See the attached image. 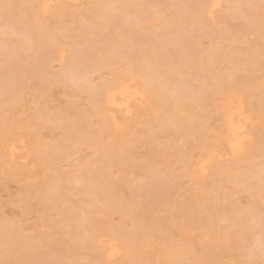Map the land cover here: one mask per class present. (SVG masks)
<instances>
[{"label": "rangeland", "instance_id": "374dc122", "mask_svg": "<svg viewBox=\"0 0 264 264\" xmlns=\"http://www.w3.org/2000/svg\"><path fill=\"white\" fill-rule=\"evenodd\" d=\"M92 1L48 0L41 20L46 31L57 32L60 38L57 48L51 51L42 49L29 31L18 30L24 24L18 23L14 28L0 17V135L9 133L8 138L0 136V154L4 158L0 164V225L13 223L15 234L26 239L54 237L60 235L59 229L68 228L60 220L58 211L47 208L39 199V193L46 188L44 179L50 177V165L55 159L58 173L53 178L61 185H74L75 190L70 192L77 194L74 198L82 197V180L76 175L93 163L99 154L87 143L76 141L73 130L66 132L68 126L65 130L63 125L73 123L80 113L92 114L95 108L93 91L102 83L124 82L135 88L139 96L130 102L129 113L105 105L104 113L114 129L111 128L101 138L102 151L113 153L108 170L109 183L104 189L115 207L111 218L107 219L110 224L117 226L124 220V227L128 229L131 220L126 219L124 213L132 211L135 214L146 209L149 219H167L166 227L176 232V214H187L197 221L184 234V239L194 247L195 264H207L200 250L210 244L215 245L218 263L231 262L230 256L235 254V264H264V183L259 185L254 178L256 176L250 172L264 167V69L260 64L264 63V54L261 55L264 30L261 33L253 26L255 23L264 25V0H216L213 12L205 14L203 30H193L189 26L186 46L168 48L161 45L173 35L169 32L162 36L156 32L164 27L178 29L182 21L178 25H169L171 16L181 8L180 13H184L185 8L195 5L196 0H131L134 4H145L146 8L140 14L141 22L132 28L131 37L123 38L134 51L140 43L151 48L157 60L153 68L159 75L157 85L160 82L164 84L162 88L167 93L172 91L191 96L185 101L183 114L188 115L192 105L198 106L196 111L205 114L204 126L210 142L214 143L218 132L224 133V120L209 99L198 98L208 90L203 84V75L209 77L211 83L213 76L222 77L226 83L235 82V88L226 89V96L234 103L240 102L244 113L250 117L246 126L249 138L244 140V149L238 156H232L223 142L204 151L199 145V131L184 133L181 128L159 119L166 114V109L153 107L150 92L139 82V62L131 57L128 48L117 47L122 40L120 29H127L135 13L118 10L113 22L104 19V23L97 27L90 23L81 25L79 20L88 13L86 11L90 10ZM112 1L115 6H121L122 0ZM201 1L211 4L213 0ZM173 2L178 8L172 5ZM63 6L73 10L74 19L58 17L60 12H69ZM250 11L258 16L250 17ZM226 25L229 30L224 34L222 29ZM101 34H105L107 39L99 41ZM249 56H254L258 62L247 64ZM185 59L194 60L196 67L192 70L184 67L172 81L168 80L164 65L171 61L182 65ZM42 64L45 68L40 71ZM86 64H91V67H86ZM72 68L88 72L87 84L93 90L82 89L75 84L77 80L74 82L68 75ZM251 73L255 78L247 81L246 77ZM242 78L244 82L240 84ZM215 103L220 106L221 101L216 100ZM97 126L98 119L92 116L89 131ZM11 144L17 148L13 157L9 156ZM36 150L41 157L36 156ZM209 154L214 157L205 173L200 174L197 163ZM181 159L191 168L190 175L183 174L184 162ZM239 173L245 180L242 183H236L233 178ZM69 177L70 180H66ZM54 191L59 195L65 192L64 189ZM201 192L210 193L215 206L213 212L188 209L194 194ZM95 200L101 204L100 199ZM59 206L68 207L69 203H59ZM214 215L221 218V230L216 238L211 237L212 226L207 222ZM246 216H249L248 220ZM100 218L106 219L102 215ZM161 233L167 234L168 230ZM89 234L88 229H81V235ZM62 236L66 240L67 236ZM177 243V240L162 243L163 254L179 259L171 264H190V258L184 251L176 252ZM96 244L103 249L106 246L116 249L114 256L104 260L106 264H131L113 235L101 234ZM53 247L55 253L50 256L39 254L32 261L36 264L91 262L93 251L82 245L76 246L77 253L72 252L74 246L66 241ZM4 248L0 243V253ZM258 250L260 252L257 253ZM145 254L144 261L138 264H160L153 252L146 251ZM14 256L19 260L17 264L29 262H26L22 250L15 251ZM1 264L16 263L9 258L3 259Z\"/></svg>", "mask_w": 264, "mask_h": 264}, {"label": "bare ground", "instance_id": "6f19581e", "mask_svg": "<svg viewBox=\"0 0 264 264\" xmlns=\"http://www.w3.org/2000/svg\"><path fill=\"white\" fill-rule=\"evenodd\" d=\"M43 1L42 0H0V17H2L6 21L5 24H7L8 26H14V28H17L16 25L18 23L24 24V27L22 26V28L18 30H21V32L27 31L26 33H28L29 31L32 37L34 38L35 42L39 46H41L42 49L43 47L45 49L49 48L51 51V49L57 48L58 44L60 43V38L57 32H48L44 28V24L41 20V15L43 12H45L46 6L48 5L47 4L48 0H46L45 2ZM141 1L142 0H139V2ZM90 3H91L89 7L90 10L88 9L89 11H86L88 13L85 14L82 13L83 14L82 20L78 19L81 25L83 23H90V25L97 27L101 25V23H104V19H107L109 22H113L115 16L118 13L117 12L118 10L122 13L123 12L135 13L134 19L130 21L127 29L126 30L123 29L124 27L120 29L119 36H121L122 40L119 41L117 47L119 49L128 48V52L132 53L131 57L135 58L139 62V68L137 70V73L140 76L139 82L144 88H146L150 92L153 98V102H152L153 107L155 109L157 108L166 109V114L165 115L162 114L159 117V119L166 121V123L170 125H175L181 128L182 130H184V133H189L193 130H196V132L199 131V136H200L199 145L202 147L204 151L208 150V148L214 144L219 145L223 142L228 146L232 156H238L244 149V145H243L244 140L249 138L248 133L246 132V126L247 123L250 121V117L248 114L244 113L243 107L240 102L234 103L231 99H229L226 96V89L235 88L236 87L235 82H233L234 84L231 81L230 83H226L225 79H223L222 77L219 78L213 76L212 77L213 82L211 83L209 81V77L207 78L205 75H203L204 77L202 76L203 84L206 85L208 90L207 93L205 92L203 94H199L198 98L200 100L203 98L209 99L211 103H213L215 110L220 111L222 113L224 120V133L222 134L218 132V135L215 134L216 136L214 143L210 142L208 138L209 136L207 137L208 134H206L207 131L204 126L205 114L203 115L202 113L196 111L198 106L192 105L189 114L188 115L183 114V107L185 101H187V99H189L191 96L189 95L184 96L182 93L179 92L173 93L172 91L170 93H167L162 88L164 84L160 82V85H157V83L159 82V75L153 69L157 63V60H156V55H153L151 48L147 46V44L142 45L140 43L137 44L139 46L137 50L134 51L133 47L132 48L129 47L131 44L126 45L125 39L123 41L124 37H128V38L131 37L132 28L135 27V25L141 22V20L143 19L140 16V14L145 10L146 8L145 4L143 3L134 4L131 2V0H122L121 6H115L112 0H93ZM194 4L195 5H193L192 7L187 6L185 8V12L184 13L182 12L183 14L180 13L182 9L181 8L178 9L177 12H175L171 16V19L168 21L169 25L173 23L178 25L179 21H182V25L181 26L179 25L180 27L178 29L174 28L168 30L169 28L164 27L161 28V30L158 32L155 31L157 35L163 36L169 32L173 35L172 38L165 39L164 43L161 45L162 47L168 48V46L173 47L176 45L185 47L186 46L185 37L188 36L189 34L188 27L190 26L191 29L193 30L195 29L197 31H202L205 24L204 23L205 14L206 13L211 14L213 12V9L217 5V2L216 0H213L211 4L210 3L207 4L202 2L201 0H196V3ZM172 5L178 8L176 2L175 3L173 2ZM63 7L67 9L69 12H60L58 14V17L65 18L68 20L74 19L75 15L72 13L73 10L68 9L65 6ZM249 16L252 18H256L258 14L253 13V11H250ZM253 26L254 28H256V30H258L261 33L264 30V25L262 24L258 25L255 23ZM228 30L229 28L227 25L222 29L224 34H226ZM105 39H107V36L105 34H101L99 37V41H104ZM87 54L88 52L86 53V55ZM185 54L188 55L189 52L188 53L186 52ZM263 54L264 51L262 52L261 55ZM170 57H171V53H170ZM253 57L254 56L247 57L249 58L247 60L249 62L245 60L246 63L248 64L250 62H255V63L258 62L254 60L255 58ZM81 58L82 57H80V59ZM127 59L129 58L127 57ZM260 64L261 67L264 69V63H260ZM164 66L167 67V70L165 72L168 76L167 78L168 80H171L173 79L174 75L181 73L184 67H187L192 70V68L196 67V63L194 62V60L192 61L191 59H185L182 62V65H179V63L176 64L173 61H171L169 63H166ZM86 67H91V64L87 65ZM44 68L45 65L42 64L40 65L39 70L41 71ZM1 75H3V73ZM68 75L72 80H74V82H76L75 80H77V83L75 84L76 85L78 84L79 88L82 89L86 88L88 90L89 89L93 90V88L89 87L90 84L89 85L87 84L89 77H88V72L86 70H79L78 68L77 69L72 68L69 70ZM254 78L255 75L251 73V75H248V78L246 77V80L249 81V80H253ZM262 78L264 79V76H262ZM242 79L240 84H243L244 82V78ZM93 92L95 93L94 95L95 97H93L95 108L92 114L90 115L87 113L86 114L80 113L76 115L77 117L75 116V121L73 123H70V125L69 124L63 125L65 130L68 128L66 132L73 130L72 134L73 133L75 134L76 141L87 143L92 148H94L99 154L98 158L93 163L89 164L83 171H81L79 175L78 174L76 175L77 177L79 176L80 180H82V187H81L82 197L78 196L77 198H74V195L77 194L70 192V190L72 191L75 188L74 185L71 184L61 185L58 181L55 180V178H53V175L58 173L55 159L52 160V164L50 165V171H51V174H49L50 177L46 176L43 182L46 188L39 193L40 201L47 208L51 207L53 209H56L59 213L60 220L65 222L66 227L68 226V228H66V230L59 229L58 233L60 235H56V236L54 235V237L42 236L38 238L35 237L32 239H26V238H22V236L19 237L15 234V231L12 230L13 223L4 224V225L1 224L0 228L2 230H0V243H2L5 248L0 253V264L2 263L3 259H9V258L13 259V261L17 264L19 260L14 256L15 251L17 250L23 251L26 262L29 261L28 264H36V261H32V259L37 257V255L47 254V256H50L52 253H55V249L53 246L57 245L58 243H63L65 241L71 243L74 246L71 250L72 252L75 253H77L78 251L76 249V246L79 245L84 246L87 250L91 249L93 253L92 255H90L91 262L88 264H106L104 260L107 257L114 256L116 254V249L107 246L103 249L96 244L98 241V237L103 233H106L108 235H113L116 238V240L118 241V243L120 244L123 250L124 255L131 264H138L139 262L142 263L144 261L143 255H146L145 254L146 251L154 253L157 263L160 264L177 263L179 259L178 258L174 259L172 256L170 257H172L173 259L170 258L169 256H165L163 254V248L161 246L162 243L169 244L172 243L173 240H177L178 242L177 243L178 247L176 248V252L177 250L184 251L186 253L185 255H188V257L190 258V264H195L197 259L192 252V248L194 247H192L193 245L184 239V234L187 231H189V229H191L192 226H194V224L196 225L197 221L196 222L193 221L190 217H188L187 214H183V215L176 214V217L178 219L176 232L172 231L170 227H166V223L168 221L167 219L160 220L155 217L154 219H149L146 209L141 210V212H136L135 214L132 211L131 213L130 212L124 213L125 218L131 220V226L128 229L124 227V223H126V221L124 220L123 221L121 220L120 222L122 223L117 226L110 224V222L107 220L108 217H110V215L113 213L112 211L115 209V207L113 206V201L110 200V197L107 193L108 191L106 192V190H104L106 184L109 183L108 170L112 165V161L110 160V157L113 155V153L107 152L105 150L102 151L103 145L101 144V138L111 128L114 129V127L112 126L111 122L104 113L105 105L106 107H110V108L115 107L117 109L124 110L125 113H129L131 111L130 102L136 99L139 96V93L135 88L130 87L128 84L124 82H119V83L104 82L97 90H94ZM216 100L221 101L220 106L217 103H215ZM40 109H43V107H41ZM92 116L97 117L98 126L92 131H89L88 128ZM66 126L68 127L66 128ZM0 136L2 139L8 138L9 133L8 132L5 134L1 133ZM106 148L109 147L107 146ZM16 150H17L16 146L14 144H11L9 147V156L13 157L14 152ZM34 153L36 154L37 157H41V155L38 153L37 150ZM213 157H214L213 155L209 154L207 157L202 158L198 161L196 168L200 174L205 173L207 165L209 162L212 161ZM3 160L4 158L0 154V164ZM183 162H184L183 174L190 175L191 168L186 163V161ZM250 172L253 173L252 175L256 176L254 178L255 179L257 178L256 182L259 183V185H262L264 183V167L257 170H251ZM70 177L66 178V180H70ZM233 178L235 179L234 181L236 183L238 182L242 183L245 181L241 173L235 175ZM141 188H143V185H141ZM58 189H64L65 192L64 193L61 192L63 194L60 193L61 195H59L54 191ZM201 193L202 194L199 195H196V193L194 194L193 197L194 199L192 200L193 202L188 204V209L195 210L198 212H203L206 209L209 210L210 212H213L215 206L213 207V203L211 202L209 196L210 193L209 192L207 193L201 192ZM95 199H100L101 204L95 203L96 201ZM59 203H69V206L62 207L59 206ZM101 215L104 216L106 219L102 220L100 218ZM245 219L248 220L249 216H246ZM220 221L221 218H219V216L216 215H214L213 217H211V219H209V221H207L211 224L210 226H212L211 229L212 232L210 233V235L213 238H216L220 233L221 230ZM82 228L88 229L90 234L87 236L81 235ZM164 230H168V233L167 234L161 233ZM63 234L67 236L66 240H64L62 236ZM214 246L215 245L210 244L201 247L200 250L201 257L207 262V264H235L234 263V258L236 257L235 254H232L230 256L231 262L218 263L219 260L216 261L217 255L215 256ZM258 252L260 251L258 250L257 253ZM20 262L26 263L25 261L24 262L20 261ZM49 264H55V263L50 262ZM115 264H124V263L117 262Z\"/></svg>", "mask_w": 264, "mask_h": 264}]
</instances>
